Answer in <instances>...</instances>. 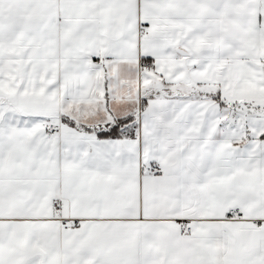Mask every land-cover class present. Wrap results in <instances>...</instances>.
<instances>
[{"label":"snow or ice","instance_id":"obj_1","mask_svg":"<svg viewBox=\"0 0 264 264\" xmlns=\"http://www.w3.org/2000/svg\"><path fill=\"white\" fill-rule=\"evenodd\" d=\"M0 264H264V0H0Z\"/></svg>","mask_w":264,"mask_h":264}]
</instances>
